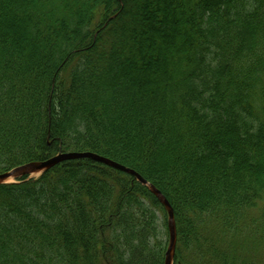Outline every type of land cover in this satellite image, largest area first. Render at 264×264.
I'll list each match as a JSON object with an SVG mask.
<instances>
[{"label": "trees", "instance_id": "obj_1", "mask_svg": "<svg viewBox=\"0 0 264 264\" xmlns=\"http://www.w3.org/2000/svg\"><path fill=\"white\" fill-rule=\"evenodd\" d=\"M69 151L162 192L172 264H264V0H0V172ZM168 236L90 158L0 183V264H164Z\"/></svg>", "mask_w": 264, "mask_h": 264}, {"label": "water", "instance_id": "obj_2", "mask_svg": "<svg viewBox=\"0 0 264 264\" xmlns=\"http://www.w3.org/2000/svg\"><path fill=\"white\" fill-rule=\"evenodd\" d=\"M80 158H90L95 161L104 163L112 168L119 169L125 173L133 175L140 183L146 185L150 191L157 197V199L162 203V205L165 207L167 212V227L169 232V245L165 253V260L164 264H172L173 261V253L175 249V243H176V227H175V221H174V213L173 208L170 205L169 201L166 199V197L161 193L160 190H158L153 184L148 182L146 179H144L139 173L134 171L131 168L125 167L109 158H106L104 156H101L99 154L89 152V151H70V152H59L56 155L42 161H31L27 162L21 165H18L16 167H13L7 171L0 172V183H5L4 181L9 178H21V177H29L31 174L43 172L47 169H50L54 165L70 159H80Z\"/></svg>", "mask_w": 264, "mask_h": 264}, {"label": "rangeland", "instance_id": "obj_3", "mask_svg": "<svg viewBox=\"0 0 264 264\" xmlns=\"http://www.w3.org/2000/svg\"><path fill=\"white\" fill-rule=\"evenodd\" d=\"M40 175H41V172H38V173L31 174L29 177L38 178ZM17 180L18 179L12 177V178L6 179L4 182L5 183L17 182ZM161 236H162V239L167 240V236H165V234H163V232L161 233ZM169 240L170 239H169V236H168V244H169Z\"/></svg>", "mask_w": 264, "mask_h": 264}, {"label": "bare ground", "instance_id": "obj_4", "mask_svg": "<svg viewBox=\"0 0 264 264\" xmlns=\"http://www.w3.org/2000/svg\"><path fill=\"white\" fill-rule=\"evenodd\" d=\"M122 165V164H121ZM124 166V165H123ZM126 167V166H125ZM115 169V168H114ZM117 170H119V169H117ZM121 171V170H120ZM123 172V171H122ZM138 173V172H137Z\"/></svg>", "mask_w": 264, "mask_h": 264}]
</instances>
